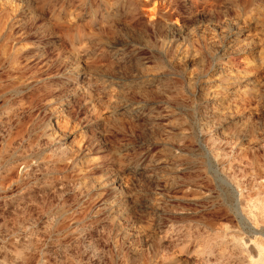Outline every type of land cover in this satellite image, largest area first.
Returning <instances> with one entry per match:
<instances>
[{
  "label": "rangeland",
  "instance_id": "obj_1",
  "mask_svg": "<svg viewBox=\"0 0 264 264\" xmlns=\"http://www.w3.org/2000/svg\"><path fill=\"white\" fill-rule=\"evenodd\" d=\"M0 264H264V0H0Z\"/></svg>",
  "mask_w": 264,
  "mask_h": 264
},
{
  "label": "bare ground",
  "instance_id": "obj_2",
  "mask_svg": "<svg viewBox=\"0 0 264 264\" xmlns=\"http://www.w3.org/2000/svg\"><path fill=\"white\" fill-rule=\"evenodd\" d=\"M257 231V230H256Z\"/></svg>",
  "mask_w": 264,
  "mask_h": 264
}]
</instances>
